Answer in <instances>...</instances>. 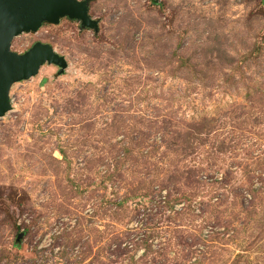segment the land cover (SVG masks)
<instances>
[{"label": "rangeland", "instance_id": "obj_1", "mask_svg": "<svg viewBox=\"0 0 264 264\" xmlns=\"http://www.w3.org/2000/svg\"><path fill=\"white\" fill-rule=\"evenodd\" d=\"M0 116V264H264V0H88Z\"/></svg>", "mask_w": 264, "mask_h": 264}, {"label": "water", "instance_id": "obj_2", "mask_svg": "<svg viewBox=\"0 0 264 264\" xmlns=\"http://www.w3.org/2000/svg\"><path fill=\"white\" fill-rule=\"evenodd\" d=\"M88 0H0V116L10 109L8 90L11 83L34 75L42 63L66 67L62 55L49 44L32 43L23 53L10 50L13 37L35 32L42 21L57 23L60 17L79 22L80 27L96 29L88 16Z\"/></svg>", "mask_w": 264, "mask_h": 264}, {"label": "trees", "instance_id": "obj_3", "mask_svg": "<svg viewBox=\"0 0 264 264\" xmlns=\"http://www.w3.org/2000/svg\"><path fill=\"white\" fill-rule=\"evenodd\" d=\"M87 6H88V3H87Z\"/></svg>", "mask_w": 264, "mask_h": 264}, {"label": "built area", "instance_id": "obj_4", "mask_svg": "<svg viewBox=\"0 0 264 264\" xmlns=\"http://www.w3.org/2000/svg\"><path fill=\"white\" fill-rule=\"evenodd\" d=\"M10 101V100H9Z\"/></svg>", "mask_w": 264, "mask_h": 264}]
</instances>
